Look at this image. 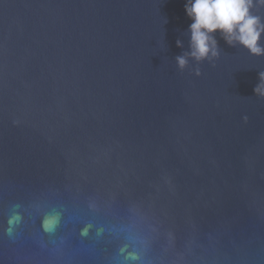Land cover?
Segmentation results:
<instances>
[{
    "label": "water",
    "instance_id": "water-1",
    "mask_svg": "<svg viewBox=\"0 0 264 264\" xmlns=\"http://www.w3.org/2000/svg\"><path fill=\"white\" fill-rule=\"evenodd\" d=\"M186 3L0 0V264H264V55Z\"/></svg>",
    "mask_w": 264,
    "mask_h": 264
},
{
    "label": "clouds",
    "instance_id": "clouds-1",
    "mask_svg": "<svg viewBox=\"0 0 264 264\" xmlns=\"http://www.w3.org/2000/svg\"><path fill=\"white\" fill-rule=\"evenodd\" d=\"M264 4V0H259ZM254 0H187L185 10L187 16L192 20L189 26L191 33L190 56L197 60H203L210 56H217V41L215 33L220 32L229 44L239 43L245 46L254 55H264V47L259 43L264 24L257 16H253L250 9ZM180 42H178L179 44ZM181 67L187 61L184 57H178ZM264 81V73L260 74ZM255 91L264 96V82ZM19 220L16 216L10 223ZM55 219L45 221V227L51 229ZM132 259H136L135 256Z\"/></svg>",
    "mask_w": 264,
    "mask_h": 264
}]
</instances>
